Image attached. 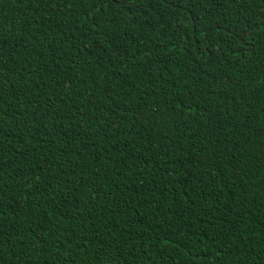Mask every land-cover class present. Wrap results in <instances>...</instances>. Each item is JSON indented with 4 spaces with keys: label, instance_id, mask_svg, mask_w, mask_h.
<instances>
[{
    "label": "trees",
    "instance_id": "obj_1",
    "mask_svg": "<svg viewBox=\"0 0 264 264\" xmlns=\"http://www.w3.org/2000/svg\"><path fill=\"white\" fill-rule=\"evenodd\" d=\"M0 264H264V0H0Z\"/></svg>",
    "mask_w": 264,
    "mask_h": 264
}]
</instances>
